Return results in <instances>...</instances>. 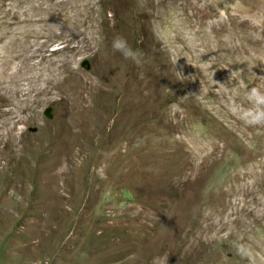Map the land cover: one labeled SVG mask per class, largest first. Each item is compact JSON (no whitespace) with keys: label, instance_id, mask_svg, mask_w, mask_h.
Segmentation results:
<instances>
[{"label":"rangeland","instance_id":"rangeland-1","mask_svg":"<svg viewBox=\"0 0 264 264\" xmlns=\"http://www.w3.org/2000/svg\"><path fill=\"white\" fill-rule=\"evenodd\" d=\"M253 87L264 0H0V264H264Z\"/></svg>","mask_w":264,"mask_h":264},{"label":"clouds","instance_id":"clouds-1","mask_svg":"<svg viewBox=\"0 0 264 264\" xmlns=\"http://www.w3.org/2000/svg\"><path fill=\"white\" fill-rule=\"evenodd\" d=\"M112 48L115 51L120 52V54L124 57L126 60H132L134 63L139 65L141 63L142 54L134 51L128 44L127 40L121 36L116 35L114 36L112 40ZM248 98L250 100H253L254 103L259 105H264V92H261L258 88L253 87L249 90L247 93ZM248 117H251V119H248ZM247 123H259L264 121V110L257 107V110L255 111V114L252 112H247L244 114V117ZM151 264H163V257L161 256H154L152 258Z\"/></svg>","mask_w":264,"mask_h":264}]
</instances>
